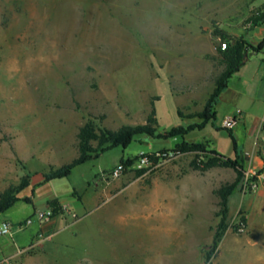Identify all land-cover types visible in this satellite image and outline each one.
<instances>
[{"label":"rangeland","instance_id":"1","mask_svg":"<svg viewBox=\"0 0 264 264\" xmlns=\"http://www.w3.org/2000/svg\"><path fill=\"white\" fill-rule=\"evenodd\" d=\"M263 12L264 0H0V197L30 175L40 177L76 159L78 135L88 122L101 134L147 125L153 117L156 136L202 123L197 115L223 70L222 35L243 36L257 46L264 37L255 38L252 30L264 23L252 21ZM224 108L216 107L217 120L193 143L211 149L206 138H212L227 153L229 133L213 128L226 117ZM182 141L137 136L127 148L111 149L67 178L23 189L19 197L33 201L49 191L70 196L71 187L93 194L122 159L146 154L151 162L150 168L133 163L119 179H108L119 185V194L101 210L88 207L80 225L60 223L55 256L47 255L44 263L206 264L212 251L214 264L228 233L245 238L248 216L238 209L242 178L229 198L225 234L213 250L223 220L217 192L235 183L238 173L224 166L207 169L210 157L199 150L175 151L161 164L169 152L158 151ZM163 193H174L165 203H174L179 215H164L158 200ZM42 203L10 210L32 224L19 230L20 223L9 219L13 234L0 235V264L15 260L12 241L29 247L40 225L37 213L47 211Z\"/></svg>","mask_w":264,"mask_h":264},{"label":"crops","instance_id":"2","mask_svg":"<svg viewBox=\"0 0 264 264\" xmlns=\"http://www.w3.org/2000/svg\"><path fill=\"white\" fill-rule=\"evenodd\" d=\"M252 31H255V38L264 37L263 27H256L255 30ZM221 105L225 106L224 115L226 117L219 126H213V128L217 133L221 130H225L229 133V146H227L228 154L226 152V154L221 152L222 145L215 144L212 138H206L211 141V149L216 150L224 157L232 160H235L238 154L242 155L246 162V169L251 162L257 166H261L263 163L261 158V150L263 147L262 139L264 138V133H260L261 127L264 124V50L260 53L249 54L245 65L230 78L228 89L220 98L218 106ZM228 117H237L238 119L236 125L231 129H227L223 126L224 120ZM208 126L204 130H197L190 133L186 138L187 141L193 143L197 142L198 138H205L198 133L204 132ZM163 150H167L169 153L175 152L174 148ZM130 159L135 160V158ZM136 162L137 161H134V163ZM165 163H168V161ZM46 173L47 172H43V175H40V177H36L39 172L30 175V183L27 187L35 188L48 182L54 183L60 180L55 179L46 181L44 177ZM99 186L100 185H98V187ZM118 186V184L104 178L101 180V189L93 194L85 195V193L71 187V194L67 197L55 191H49L40 197H36L34 201L31 198H21V201L17 202L4 213V217L2 219L0 218V223L10 221L9 219L22 223V219L15 216L16 213H11L10 210L17 208L22 203H33L37 205L39 200L43 202L42 204H46L45 209L47 211L38 212V218L40 213H51L52 216L49 220L39 219L40 225L28 248L18 247L17 243L12 241L11 243L16 249V252L13 253V258L15 260L13 261L11 257L5 258L1 264L5 263V260H12L13 264H45L44 259L47 255L51 254V256H55L56 249L52 242L54 237L60 234L61 230L58 229L60 223L64 222L66 228L78 224L80 225L85 216L89 214L88 207L96 206L97 209L101 210L103 205L105 206L106 203L112 201L113 198L111 197H115L119 194H115V190ZM168 188L170 191L171 187ZM240 194L241 201L238 209H243L247 213L248 234L245 238L239 239L236 235L228 233L221 242L220 255L217 257L214 264H264V192L243 190V193ZM174 197V193H163L162 196L158 197L160 203L162 200L161 205L164 215L180 214L179 209L174 203H172V205L165 203V199L172 200ZM27 199H29V202L26 201ZM55 204L58 205L60 209L56 214L54 213ZM21 208L23 207H19L17 211L14 212L18 213ZM80 211H84L83 216H79ZM28 250H31L32 253L26 254ZM223 251L229 253V258H227V255L224 256ZM240 255L243 257L241 258L244 259L243 261H240ZM58 260H60V258Z\"/></svg>","mask_w":264,"mask_h":264},{"label":"trees","instance_id":"3","mask_svg":"<svg viewBox=\"0 0 264 264\" xmlns=\"http://www.w3.org/2000/svg\"><path fill=\"white\" fill-rule=\"evenodd\" d=\"M252 23L254 24V26H260L261 24H263L264 12L258 16H255ZM222 39L224 43L227 44V47L225 49H222V46L219 48L223 70L215 79L214 92L207 100L204 111L197 115L202 120V123L190 125L187 128H185L184 126L174 127L166 131L164 134L156 136V128L152 127V124L156 123V119L153 117L149 118L147 125H127L123 126L118 131H109L101 134H98L96 132V128L93 123L88 122L81 128L78 135L80 142L79 156L71 163L66 164L58 169H51L49 172H47L44 176L46 181L67 178L72 174L73 170L76 167L99 158L107 151L117 147L127 148L137 136L146 135L151 138H157L160 141H168L172 138L181 137L183 141L175 146L174 151L189 153L199 150L206 153L210 157L208 163L206 164L207 169L224 166L231 167L238 173V179L235 183L224 186L217 192L218 196L221 199L220 205L223 208V220L220 223L215 234L214 244L212 247L213 250L217 249L227 229L226 219L229 213V198L237 189L242 178H244L246 162L244 160V157L240 154H238L235 160L228 159L223 155H220V153H218L216 150L209 149V146L201 143H189L186 138L190 133L197 130H204L209 124H212L217 120L216 107L220 102L222 94L228 89L230 78L245 65L249 54L260 53L264 50V39L257 46L249 45L246 42L245 37L243 36L240 38H231L228 35L223 34ZM178 114L182 116L181 112H179ZM92 141L99 143V147L97 149L92 148V146L90 145ZM163 152H167V150H163ZM218 155L221 157H218ZM121 163L125 166H129L134 163V160L130 158L122 159ZM29 179L30 176L18 188H12L8 190L0 197V215L4 214L17 202L21 201L19 194L29 185ZM26 201L29 202V199H27ZM59 210L60 209L58 205L55 204L54 213H58ZM212 255L213 253L211 251L207 256L206 264H212Z\"/></svg>","mask_w":264,"mask_h":264},{"label":"built area","instance_id":"4","mask_svg":"<svg viewBox=\"0 0 264 264\" xmlns=\"http://www.w3.org/2000/svg\"><path fill=\"white\" fill-rule=\"evenodd\" d=\"M227 47V44L224 43L223 44V48L225 49ZM238 119L237 117H228L224 120L223 126L227 129H231L233 128L236 123H237ZM260 133H264V124L261 127ZM263 142V147L261 150V158L263 163L261 164V166H257L256 164H254L253 162H251L248 166V168L245 170L244 172V179H243V187L245 191H253V192H258V191H262L264 192V138L262 139ZM174 153H169V159L168 160H164L162 163H165L167 161L172 160V158L174 157ZM137 163H139V165L142 167H149L151 166V162L149 160V157L145 154H141L138 159H137ZM161 163V164H162ZM126 166L122 163H120L119 165H117L110 173H106L104 175V178L111 179V180H116L119 179L124 172L126 171ZM52 216L51 213H40L39 214V219L41 220H49L50 217ZM32 224L31 220H28L26 222H22L20 223L19 226V230H24L25 228H27L29 225ZM12 224L10 221H4L0 227V235H10L12 236ZM237 226L240 232H244L246 230V224L244 222L243 219H240L237 222ZM5 263L3 264H12L11 260H5Z\"/></svg>","mask_w":264,"mask_h":264},{"label":"water","instance_id":"5","mask_svg":"<svg viewBox=\"0 0 264 264\" xmlns=\"http://www.w3.org/2000/svg\"><path fill=\"white\" fill-rule=\"evenodd\" d=\"M247 56H248V53H247Z\"/></svg>","mask_w":264,"mask_h":264}]
</instances>
